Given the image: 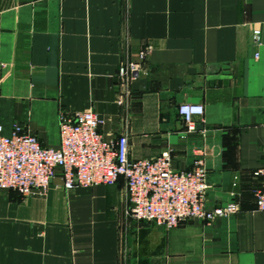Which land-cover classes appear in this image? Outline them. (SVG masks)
Here are the masks:
<instances>
[{"label":"crops","instance_id":"0c3cea01","mask_svg":"<svg viewBox=\"0 0 264 264\" xmlns=\"http://www.w3.org/2000/svg\"><path fill=\"white\" fill-rule=\"evenodd\" d=\"M147 45L119 103L118 66ZM184 102L204 107L193 131ZM88 109L130 158L168 150L188 170L204 150L205 206L237 210L166 229L127 214L122 177L67 191L56 175L44 196L0 189V264H264V0H0L4 132L19 123L56 147L59 112Z\"/></svg>","mask_w":264,"mask_h":264},{"label":"built area","instance_id":"2783aa9c","mask_svg":"<svg viewBox=\"0 0 264 264\" xmlns=\"http://www.w3.org/2000/svg\"><path fill=\"white\" fill-rule=\"evenodd\" d=\"M252 44L261 41V30L254 28ZM150 49L138 52V60H124L117 69L118 102L128 95L133 78L143 66ZM258 52H255V56ZM200 103L179 104L178 113L188 131L195 130L194 115H201ZM103 119L94 110L58 114L59 143L43 146L38 137L22 124L14 123L8 133L0 124V189L13 190L21 197L44 196L56 175L65 190L98 184L111 185L122 177L128 200L127 214L136 220L155 222L166 229L188 219L210 223L237 210L235 202L207 208L206 152L201 150L188 170H174L171 156L163 150L156 158L133 159L128 155L125 133L114 139L100 131ZM261 185L255 193L258 210L264 212V154L262 165L255 170Z\"/></svg>","mask_w":264,"mask_h":264}]
</instances>
